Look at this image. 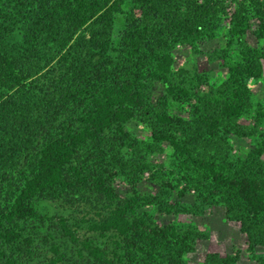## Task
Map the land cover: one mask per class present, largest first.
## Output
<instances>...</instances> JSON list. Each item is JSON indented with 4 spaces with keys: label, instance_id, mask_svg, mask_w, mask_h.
Masks as SVG:
<instances>
[{
    "label": "trees",
    "instance_id": "trees-1",
    "mask_svg": "<svg viewBox=\"0 0 264 264\" xmlns=\"http://www.w3.org/2000/svg\"><path fill=\"white\" fill-rule=\"evenodd\" d=\"M223 13L218 0H0V264L33 256V227L51 222L37 211L41 199L105 207L90 230L109 237L110 247L79 245L93 264H186L199 234L152 225L147 209L154 207L200 215L220 205L249 250L264 249V130L233 117L250 111L245 84L261 78L260 64L241 50L237 63H224L227 79L201 97L187 87L185 71L172 72L174 47L213 36ZM251 21L264 39V0L239 4L231 21L238 37ZM148 83L185 104L188 117H170L166 102L155 112ZM137 117L150 123V144L125 131ZM257 133L261 140L245 157L231 154L229 136ZM162 143L172 150L170 175L182 185L177 196L194 194L186 208L169 203L168 192L136 191L148 154ZM119 175L130 181L129 197L112 188ZM56 219L79 244L66 220ZM52 250L57 258L49 264H63L58 247ZM254 259L264 264V256ZM202 264H237V257L208 253Z\"/></svg>",
    "mask_w": 264,
    "mask_h": 264
},
{
    "label": "rangeland",
    "instance_id": "rangeland-1",
    "mask_svg": "<svg viewBox=\"0 0 264 264\" xmlns=\"http://www.w3.org/2000/svg\"><path fill=\"white\" fill-rule=\"evenodd\" d=\"M224 8V13L220 14V22L211 37L195 39L193 43L185 42L177 45L172 51V72L185 71L186 79H191L187 87L191 93L204 96L210 88H217L227 79L226 62L237 63L240 58V51L253 53L262 69V76L258 80L249 79L245 87L250 94L251 109L247 114H242L239 110L233 112L234 120L247 127H257L259 133L264 130V59L260 53L264 51V39L256 37L257 25L251 21L250 27L245 32L237 36L231 21L237 7L243 0H218ZM129 8L123 9L124 13L129 12ZM137 12V10H136ZM117 19H122L118 16ZM119 27V26H118ZM116 27L115 33H118ZM147 94L151 99L152 107L158 112L162 107L160 103L166 102L167 113L170 117L176 116L186 119L188 117V107L183 103L166 100V95L162 87L157 84L147 85ZM166 100V101H165ZM262 113L261 124L255 122L258 113ZM150 123L145 118L137 117L130 121L125 128L132 139L145 144H150L149 135ZM259 133L252 138L239 139L229 136L227 139L234 156L245 157L249 152L257 147L260 142ZM114 134H110L113 140ZM264 159V154H263ZM147 161L149 170L140 178L136 186V191L141 195L160 198L163 193L168 192L166 197L169 203H180L185 208L194 203V194L180 198L178 193L182 192V185L177 184L174 176L170 175L173 170V154L167 143H162L158 150L148 154ZM166 185H171L170 190ZM114 192L120 197L131 195L130 181L126 176L119 175L112 182ZM36 208L41 216L51 219L45 226H34L31 233L33 256L24 264H49L57 258L52 250L53 245L58 247V253L63 264H93V261L83 252L80 256V243L90 240L94 245L101 248L110 247L109 237L101 238L90 230L94 221H98V214L103 213L105 207L95 204H75L67 205L62 200L50 201L39 200ZM152 225L165 227L169 224H176L181 227H193L199 234L194 250L185 257L186 264H202L204 256L208 253H217L220 256L230 255L237 257V264H258L254 257H263L264 249L255 248L249 250L245 236L240 232L239 225L228 221L224 217V210L220 205L203 209L200 215L188 214H166L158 208L147 209ZM66 220L69 230L77 239L79 244H73L64 237L56 218ZM110 252L111 249H107Z\"/></svg>",
    "mask_w": 264,
    "mask_h": 264
}]
</instances>
